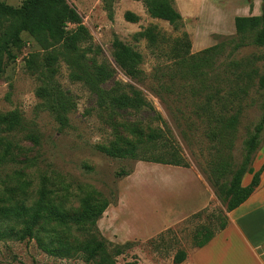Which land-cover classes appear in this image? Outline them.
Returning a JSON list of instances; mask_svg holds the SVG:
<instances>
[{
    "label": "rangeland",
    "instance_id": "obj_1",
    "mask_svg": "<svg viewBox=\"0 0 264 264\" xmlns=\"http://www.w3.org/2000/svg\"><path fill=\"white\" fill-rule=\"evenodd\" d=\"M3 1L20 7L25 0ZM69 1L93 36L89 42L72 50L23 32L21 45L0 54V114L20 117L12 131L0 126V197L65 211L86 201L110 205L93 222L44 219L24 240L0 239V264H177L178 251L188 254L205 229L219 231L227 221L218 196L216 207L190 210L203 197L193 172L208 181L219 163L236 169L262 116L264 51L254 35L241 40L235 18L261 14L264 0H174L183 14L178 30L151 17L143 0ZM127 11L139 22L127 21ZM147 28L155 44L135 38ZM184 36L190 53L176 56L171 47ZM116 39L142 54L138 77L116 62ZM153 133L161 137L148 140ZM140 134L138 158L104 150L134 144ZM262 159L264 143L253 164ZM98 235L107 254L88 260L83 248Z\"/></svg>",
    "mask_w": 264,
    "mask_h": 264
},
{
    "label": "trees",
    "instance_id": "obj_2",
    "mask_svg": "<svg viewBox=\"0 0 264 264\" xmlns=\"http://www.w3.org/2000/svg\"><path fill=\"white\" fill-rule=\"evenodd\" d=\"M143 2L151 17L167 21L175 30L183 26V16L175 7L174 0H143ZM124 16L127 21L132 23H137L140 20L139 15L132 11H127ZM70 25H73V27L71 28ZM235 27L241 40L244 41L247 35H254L253 42L264 51V5L260 15L237 16ZM23 32H28L36 39L46 35L51 41L63 42L72 50L79 49L81 43L89 42L93 37L84 24L83 17L77 7L69 0H25L20 7H14L0 0V54L4 51L9 52L11 46L21 45V34ZM140 37L148 38L152 44L157 41V36L151 28L135 35V38ZM114 47L116 62L120 67L126 69L129 76L132 78L138 77L140 70L137 65L142 59V54L118 39L114 41ZM211 49H205L203 52H209ZM190 50L191 41L186 36L175 39L171 47V52L176 56L184 57L190 53ZM258 84L264 91V73L259 76ZM113 100L123 103L122 96H114ZM139 102H143V100L139 98ZM19 124L20 117L16 112L0 114V126H4L6 130L12 131ZM160 137V134L153 133L149 135L148 140H156ZM144 142L140 134L134 144L133 142H127L125 145L117 144L104 148V150L116 157L138 158V149ZM263 143L264 97L261 119L255 126L253 133L247 138L245 154L241 164L236 169L230 170L226 164L219 163L211 169L209 176L207 175L209 184L215 189L218 198L226 203L228 212L243 204L259 187L261 174L264 171V163L255 171L253 162ZM140 159L179 166L183 164L179 159L168 162L159 158L141 157ZM228 173L231 174V177L226 180ZM246 174H252V179L248 185L243 186L242 180ZM11 200L12 198H7V196L0 197L1 240L13 237L24 240L26 237L33 235L34 227L44 219L73 221L78 224L93 222L100 218L110 205L108 200L92 204L86 201L79 209L65 211L55 204H50V202L45 204L37 202L26 206L25 204L14 203ZM3 225L5 226L2 227ZM226 225L227 221L220 230L224 229ZM106 242L103 237L99 236L98 240L93 238L92 242L87 243L83 248L87 259L91 260L96 255L107 254ZM205 243L207 242L200 245H205ZM130 245V243L127 244V246ZM122 253L123 250L118 246L116 254ZM186 258L187 252L181 250L175 255L174 262L180 264Z\"/></svg>",
    "mask_w": 264,
    "mask_h": 264
},
{
    "label": "crops",
    "instance_id": "obj_3",
    "mask_svg": "<svg viewBox=\"0 0 264 264\" xmlns=\"http://www.w3.org/2000/svg\"><path fill=\"white\" fill-rule=\"evenodd\" d=\"M259 3L257 0L253 6H261ZM263 161L264 159L253 164L255 171L262 166ZM179 169L193 172L183 167ZM193 173L203 197L196 207L190 210L198 212L216 207L217 195L212 191L208 181L199 173ZM251 179L247 178L246 174L242 185H248ZM226 215V227L214 232L205 229L200 241L207 243L191 249L185 264H264V171L255 192L238 208L226 211Z\"/></svg>",
    "mask_w": 264,
    "mask_h": 264
}]
</instances>
